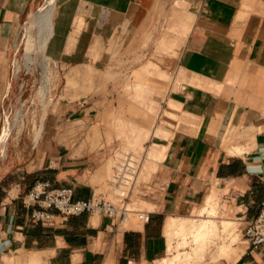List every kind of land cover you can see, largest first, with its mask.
I'll list each match as a JSON object with an SVG mask.
<instances>
[{"label":"crops","instance_id":"1","mask_svg":"<svg viewBox=\"0 0 264 264\" xmlns=\"http://www.w3.org/2000/svg\"><path fill=\"white\" fill-rule=\"evenodd\" d=\"M37 1L0 0V125L12 57ZM183 1L181 17H192L183 22L187 32L178 24V71L145 141L142 178L128 201L151 218L132 214L112 230L111 218L100 212L30 218L25 194L39 179L72 186L74 198L96 192L119 200L108 177L113 149L93 148L84 132L62 130L69 117L54 114L46 148L34 145L25 166L0 165V264H153L170 247L169 220L207 209L215 188L236 204L243 227L258 214L264 200V0ZM156 8L155 0H57L44 46L55 64L52 74L110 65L113 46L126 38L137 45ZM236 247L235 260L222 257L217 264H264V245L252 250L244 236Z\"/></svg>","mask_w":264,"mask_h":264},{"label":"rangeland","instance_id":"2","mask_svg":"<svg viewBox=\"0 0 264 264\" xmlns=\"http://www.w3.org/2000/svg\"><path fill=\"white\" fill-rule=\"evenodd\" d=\"M45 2H36L31 11L34 14L30 20L28 17L24 26L17 54L12 57L15 59L11 62L12 73L19 70L20 73L13 78L9 94L6 95V90L3 94L0 139L7 120L11 130L4 144L0 145V165L25 166L30 161L34 145L46 148L48 140L44 136L53 130L52 115L62 114L70 121L59 125L64 126L62 130L84 132L93 148L105 146L113 149L115 168L109 172V178L114 177L116 167L127 153L134 152L141 158L138 181L141 180L148 138L135 146L134 126L124 133L121 129L125 122L128 127L130 120L134 119H137L136 125L148 128L156 121L155 116L147 118L144 113L134 114L133 109L140 107L136 94L142 90L148 95L147 101L154 98L162 106L166 91L178 71L175 65L178 50L173 47L178 45L174 44L178 24L183 29V22L192 17L190 13L181 17L180 7L187 6V3L183 0H155L157 10L152 25L137 45L126 38L122 44L113 46L115 57L110 65L102 69L75 67L56 75L52 74L54 62L45 54L44 31L34 20ZM165 55L168 58H164ZM59 98L61 102H58ZM18 135L22 136L21 140ZM103 135L106 138H102ZM212 192L213 199L207 209L203 205L184 217L185 226L180 223L168 230L170 247L153 264H217L222 257L235 260L239 256L240 247L236 245L244 238L241 229L244 223L238 217L241 212L237 211L234 202L224 200L221 190L215 188ZM199 225L203 231L197 234ZM176 254H179V260L171 263Z\"/></svg>","mask_w":264,"mask_h":264},{"label":"built area","instance_id":"3","mask_svg":"<svg viewBox=\"0 0 264 264\" xmlns=\"http://www.w3.org/2000/svg\"><path fill=\"white\" fill-rule=\"evenodd\" d=\"M39 37L41 41L42 36L40 35ZM17 49L18 47L13 56H16ZM14 60L13 58L12 62ZM18 73H20V70L11 74L6 95L9 94L12 80ZM140 168L141 158L133 152L127 153L123 161L119 162L112 179V182L118 187V202L100 196L96 192L90 198H74V188L72 186H56L50 179H39L34 182L25 194V202L31 207L30 218L33 221H47L56 213L68 216L85 212H100L111 218L108 224V228L111 230L114 229L119 221L129 218L132 214L143 221H148L151 218L150 212L135 210L130 207L128 202L132 191L137 185ZM241 229L243 236L249 240L252 250L264 245V200L261 202L258 214L248 220Z\"/></svg>","mask_w":264,"mask_h":264},{"label":"bare ground","instance_id":"4","mask_svg":"<svg viewBox=\"0 0 264 264\" xmlns=\"http://www.w3.org/2000/svg\"><path fill=\"white\" fill-rule=\"evenodd\" d=\"M55 7H56V0H46L44 5L42 6V8L34 16V20H36L39 23V25H41L42 30L44 31V38H43L44 44H45V39H46L47 35L49 34V30L51 27ZM182 27H183L182 30L185 32H187L189 30V26H188L187 22L184 23L182 25ZM29 40L30 39L28 37V41ZM143 68H147V67L144 66ZM136 98L139 101L140 107L133 109L134 114L137 115V114L144 113L147 116V118L155 116V119H156V116L159 115V111L161 110V105L157 104L156 101H154V98H152L150 101H147L148 95L142 90L136 94ZM136 122H137V119L136 120L134 119L133 121L130 120V126L128 125V127H127V123L125 122L121 131H122V133H124L125 131L129 130L130 128H132L134 126V129L136 130V139L134 140L133 145L138 146V145H141L142 140L149 138L151 136L152 129L146 127L145 125H136L135 124ZM131 123L133 125H131ZM10 130H11V126L9 124V121L7 120L6 125H5L4 134L0 139V145L4 144V142L6 140L5 138L10 133ZM149 153H150V155H152L154 153V149L153 148L150 149ZM208 221H207V225H209ZM211 221L212 220H210L209 222H211ZM180 223L182 225L184 223V226H185L186 222L184 221V218H180V219L179 218H177V219L172 218L168 222V229L171 230L172 228H174L176 225H178ZM223 223H224V219H223ZM203 224H205V223H202V225ZM200 226L201 225H199L200 229L199 228L196 229L197 234L201 233V230L203 231V229H201ZM178 258H179V254H176L175 257L170 260V262L174 263V262H176V260H179Z\"/></svg>","mask_w":264,"mask_h":264}]
</instances>
